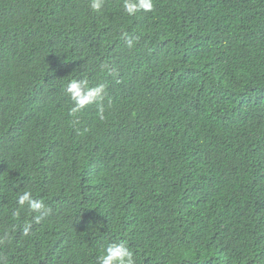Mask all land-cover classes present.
<instances>
[{"label":"trees","instance_id":"1","mask_svg":"<svg viewBox=\"0 0 264 264\" xmlns=\"http://www.w3.org/2000/svg\"><path fill=\"white\" fill-rule=\"evenodd\" d=\"M58 1L0 0V264H264V0Z\"/></svg>","mask_w":264,"mask_h":264},{"label":"clouds","instance_id":"2","mask_svg":"<svg viewBox=\"0 0 264 264\" xmlns=\"http://www.w3.org/2000/svg\"><path fill=\"white\" fill-rule=\"evenodd\" d=\"M59 4H64L65 0H59ZM103 0H90V7L93 11H99L102 7ZM154 7L153 0H125L124 10L129 15H134L137 11H151ZM55 13L52 12L51 17ZM102 16L99 18V20ZM100 25V24H99ZM115 32L108 34H97V38L104 40L106 38H113ZM135 38L127 39V46L132 48L134 46ZM97 85L89 86L88 82L81 79L71 80L66 87V92L71 96L74 101V106L71 108V114L75 115L77 112L84 109L91 103L102 101L105 95L106 83L103 81H97ZM101 113L103 108L100 109ZM17 203L20 206L28 205L29 209L36 213L34 221L40 223L49 214L44 201L42 199H36L33 197L30 190H25L18 194ZM14 216H18V212L13 213ZM15 227V225L13 226ZM31 223L26 222L23 225V235L28 236L31 231ZM9 241L8 233L5 232L4 236L0 238V244ZM96 264H135L134 254L125 241L118 243H110L104 251L97 257Z\"/></svg>","mask_w":264,"mask_h":264}]
</instances>
